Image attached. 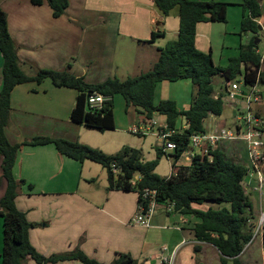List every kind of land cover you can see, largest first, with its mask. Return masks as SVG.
Segmentation results:
<instances>
[{"label": "crops", "instance_id": "0c3cea01", "mask_svg": "<svg viewBox=\"0 0 264 264\" xmlns=\"http://www.w3.org/2000/svg\"><path fill=\"white\" fill-rule=\"evenodd\" d=\"M190 1H217L228 5L225 23H198L195 29L196 49L211 52L215 66H226L229 58L237 56L240 46L248 45L252 39L247 33L234 45L236 47H228L225 43L227 35L240 33L243 0ZM0 9L6 15L8 33L17 47V57L26 75L32 76L34 69L66 70L89 84H100L108 78L125 80L147 72L157 60V49L176 40L179 29L177 11L172 10L163 18L150 0H68L67 9L58 18L52 17L46 3L33 6L30 0H0ZM230 18L232 26L228 31ZM159 23L164 36L146 44ZM256 23L261 30L255 40V52L261 57L259 71L264 73V2ZM221 25L226 26L223 29ZM219 32L225 38L218 53L223 65L214 62L215 37ZM226 50L230 52L226 54ZM1 67L0 54V70ZM261 91L264 97V85ZM196 93L197 87L188 79L161 82L156 85L154 103L172 100L178 110L186 111ZM76 95L73 89L54 87L48 79L40 84L16 86L10 95L9 125L5 129L8 142L20 144L41 136L78 142L102 150L106 155H114L123 147L145 150L146 140L135 138L132 135L136 134L130 131L134 126L145 124L144 117L133 106L126 108L121 96L112 99L114 129L110 131L116 134L115 137L96 136L87 132L89 129L83 125L71 121ZM254 110L264 117V98ZM220 118L213 116L209 129L203 124L204 132L225 127ZM153 120L161 123L165 122V117L155 115ZM186 128L184 119H179L176 131L180 133ZM147 135L159 142L151 132L137 136ZM91 136L95 141L104 137L103 146L109 144L113 148L98 147L88 141ZM218 150L247 167L242 142L225 143ZM180 165L188 166L184 162ZM13 175L32 185L31 189L20 188L15 205L34 225L28 231V240L44 257L78 249L101 264H112L122 253L129 255L136 264H161L159 257L162 248H166L164 255L175 252L173 264H196V259L201 264H220L214 247L195 241L192 228L198 221L192 216L168 213L159 204L150 227L131 225L130 220L137 210L138 193L110 189L107 172L98 164L80 163L60 156L53 145L23 146L17 154ZM5 187L0 171V199ZM244 188L256 222L264 209V195L262 190H256L258 186L254 179H245ZM192 208L200 211L217 209L213 204L193 205ZM197 244L200 253L196 256L194 246ZM261 245L264 246L263 239ZM1 252L0 217V255ZM239 259L242 264V255ZM24 264L36 263L27 260ZM56 264L81 263L72 260Z\"/></svg>", "mask_w": 264, "mask_h": 264}, {"label": "trees", "instance_id": "16d2710c", "mask_svg": "<svg viewBox=\"0 0 264 264\" xmlns=\"http://www.w3.org/2000/svg\"><path fill=\"white\" fill-rule=\"evenodd\" d=\"M160 15L165 18L176 9L179 18L177 39L157 49V60L145 73L128 77L125 80L108 78L100 84H89L84 78L72 75L66 70L34 69L32 76L21 69L17 57V47L11 39L5 13L0 9V171L5 182V192L0 199V217L2 218V252L1 264H24L33 260L36 264H56L64 261H79L81 264H101L85 256L78 249L64 254L44 257L38 254L28 240V231L34 227L23 212L15 205L22 186L32 188L24 180H17L13 168L19 150L23 146L53 145L60 156L77 162L90 161L103 167L107 172L110 189L139 193L143 189L157 192L159 204L172 203L173 211L183 216L197 219L193 226V236L197 243H206L215 248L219 254L220 264H240L239 258L246 244L250 241L255 221L252 204L246 195L244 181L247 169L235 158L226 156L220 150L210 153L211 159L195 156L188 166H179L177 175L170 179H161L155 174L157 160L144 161L141 151L123 147L114 155H106L100 150L78 142L65 139L34 137L20 144H10L5 135L9 125L10 95L13 89L22 84H40L51 81L56 88L73 89L77 92L74 107L70 113L73 123L100 132L114 129V96H121L126 108L133 106L143 115L145 123L155 115L165 117L169 129L176 131L179 119H184L187 128L170 140L176 144L171 155L175 162L187 148L189 137L203 133V122L209 116L219 117L223 111V102L212 98L214 77L220 76L224 81H233L243 76L246 85H253L258 78L260 86L264 85V73L260 72L261 57L255 52V40L260 34L256 20L261 16V3L264 0H243L240 35L251 34L248 45L240 46L238 54L228 59L226 66H215L211 52L203 53L195 47V29L198 23H225L228 5L217 1L190 0H150ZM33 6L46 3L52 17H60L68 7V0H30ZM164 36L161 23L153 31L146 44L154 43ZM188 79L197 87V93L188 110H178L172 100L154 103L155 88L161 82H176ZM100 94L108 100L103 107L96 110L87 108V98L91 94ZM177 132V131H176ZM158 150V156L162 155ZM119 168L113 174L111 166ZM138 180L131 186L134 176ZM228 204L227 209L200 211L193 205ZM264 240V237H263ZM200 245L194 246V254L200 253ZM112 264H136L127 254H118ZM196 264H201L196 259Z\"/></svg>", "mask_w": 264, "mask_h": 264}, {"label": "built area", "instance_id": "2783aa9c", "mask_svg": "<svg viewBox=\"0 0 264 264\" xmlns=\"http://www.w3.org/2000/svg\"><path fill=\"white\" fill-rule=\"evenodd\" d=\"M264 34V32H263ZM240 81H225L223 86V95L227 98L229 105L237 108L238 101L241 102V107L238 109L237 121H242L243 125H237L235 129H226L224 127L218 128L212 132H203L193 134L189 137L187 148L179 155L177 162L171 157L176 149V144L170 140L175 134H180L174 130L169 129L166 122L158 123L155 120H149L143 125L134 126L130 129L133 134L145 135L147 133H153L161 143V150L163 154L171 157L169 175L166 179H170L177 175L178 167L180 163L184 162L190 164L195 156L201 158L207 157L211 159L210 153L219 149V146L225 143L242 142L245 145L247 156V172L246 179L255 180L258 188L256 190H262L264 195V117L255 112V105L261 103L263 93L261 86L258 83V78L253 85H246L243 76H239ZM222 94H213L214 100L223 98ZM108 98L94 93L87 98V108L89 110H100L103 107L104 102ZM170 153V154H169ZM113 174L119 173V168L111 166ZM138 180V176H134L130 180L131 186L135 185ZM157 192L152 189H143L139 193V201L137 210L130 220V224L134 226H141L148 228L151 225L153 214L159 205L157 202ZM166 212H174V205L172 203L163 204ZM258 235L264 236V209L260 212L255 226L251 233L250 241L246 244L249 245L254 238ZM245 249V247H244ZM243 249V251H244ZM163 251L166 248H162V253L159 257L161 264H173L175 258V252L164 255ZM242 251V252H243Z\"/></svg>", "mask_w": 264, "mask_h": 264}, {"label": "rangeland", "instance_id": "374dc122", "mask_svg": "<svg viewBox=\"0 0 264 264\" xmlns=\"http://www.w3.org/2000/svg\"><path fill=\"white\" fill-rule=\"evenodd\" d=\"M176 10V9H174ZM177 11V10H176ZM222 28L224 29V26L226 25H221ZM231 26H232V22H231V18H230V23L227 27V30L230 31L231 30ZM222 32V31H221ZM221 33L219 32L217 34V37H215V44H214V62L215 64H220L223 65L224 62L220 63V60L218 58V53H219V48H220V44L223 42V40L226 38V42L228 47H230L232 45V47H236L234 46L236 43L239 42V40L241 38H245L244 35H227L225 38H223L221 35ZM244 41V40H243ZM262 46V45H261ZM260 46L261 52H262V48ZM226 54H228L230 51L226 50L224 51ZM234 81H240V78L238 77L237 79H235ZM224 79H222L220 76H216L214 77L213 81H212V85H213V92L214 94H222L223 95V86H224ZM263 91V89H262ZM264 98V97H263ZM262 98V100H263ZM238 101V106L237 108L232 107L231 105H229L227 98H225V96L223 95L222 98V102H223V111L221 114V118L219 119L220 121L225 123V127L226 129H235V127L237 125L242 126L243 123L242 121H237L236 117L238 115V109H240L241 107V102L239 100ZM212 120H213V116H209L208 118H206V120L204 121V127H206L207 129L212 127ZM87 132L92 134H96V136H100V135H105V136H115L116 134L112 131H104V132H100L98 130H94V129H89L86 130ZM212 132V131H211ZM135 138H140L142 140H146L145 141V150L141 152V156L142 159L144 161H153V160H157V167L155 169V174L161 178V179H166L169 175V167H170V161H171V157L169 155L166 154H162L160 156H158V150L161 149V143L157 142L156 139L154 137H152L151 135H147V137H140L137 135H132ZM104 137H99V139L97 141H95V139L91 136L88 141H93L95 144L98 145V147H107L109 148H113V146L109 147L108 145H104L102 144V139ZM87 146V145H86ZM92 149H96L99 150L95 147H91ZM105 149V148H103ZM107 150V149H106ZM102 152V150H100ZM105 154V153H104ZM264 203V201H263ZM217 208H224L229 210V205L228 204H221L219 206L214 205ZM264 207V205H263ZM264 237V236H263ZM263 237H261L260 235H258L256 238H254V240L247 246H245L244 251L242 252V264H264V246L261 245L262 239ZM264 241V240H263ZM240 261V259H239Z\"/></svg>", "mask_w": 264, "mask_h": 264}, {"label": "water", "instance_id": "95a60500", "mask_svg": "<svg viewBox=\"0 0 264 264\" xmlns=\"http://www.w3.org/2000/svg\"><path fill=\"white\" fill-rule=\"evenodd\" d=\"M258 30L260 31L261 30V27L260 26H258ZM257 42H255V44H256Z\"/></svg>", "mask_w": 264, "mask_h": 264}]
</instances>
